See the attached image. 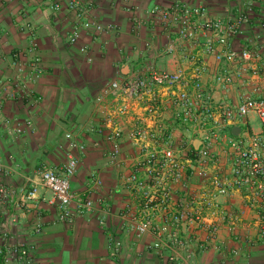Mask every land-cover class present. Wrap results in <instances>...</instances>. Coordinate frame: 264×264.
<instances>
[{"label":"crops","instance_id":"1","mask_svg":"<svg viewBox=\"0 0 264 264\" xmlns=\"http://www.w3.org/2000/svg\"><path fill=\"white\" fill-rule=\"evenodd\" d=\"M68 2L0 0V82L6 84L14 74V53H21L24 59L31 57L29 50L33 40L37 43L43 66L41 76L28 83L33 96L3 102L0 166L10 172L0 173V187L15 191L16 196L0 199V239L32 246L37 264H170L167 252L163 258H158L147 250L153 236L138 237L130 219L122 216L127 205L133 202L125 181L133 170L132 158L137 156L138 150L129 139H123L118 163L112 164L108 157L112 146L108 139L110 129L97 132L104 127L106 114L121 103L130 104L133 112L116 118V123L125 132L139 124L144 117L142 107L147 97L138 103L129 93L112 91L102 104L97 100L106 85L115 80L123 82L149 64L171 72L184 68L189 74L192 67L181 59L179 53L182 51L197 54L205 66L202 85L216 109L237 106L245 98H264V78L260 75L245 73L228 87L218 84L217 77L228 69H236L237 64L218 62L214 56L203 53V44L209 37H201L197 47L185 43L176 53H169V44L178 42L175 29L163 25L133 28L134 17L145 19L148 10L155 5L167 7L175 2L204 7L211 18L233 19L247 13L250 20L241 34L231 40L227 48L219 45L217 48L264 53V0H94L90 20L119 28L118 32L100 35L83 28L67 9ZM55 4L60 6L58 11L53 9ZM24 23H29L31 28L22 30ZM75 30L80 36L72 44L69 39ZM83 46L88 48L86 54L80 51ZM89 56L93 59L91 63ZM153 92L166 96L160 88ZM38 98L41 100L37 101ZM176 113L171 109L165 114L166 124L174 130L175 143L192 140L197 147L201 135L182 123ZM7 119L22 125L30 121L32 128L23 126L24 132L16 136L4 123ZM237 127L240 132L234 136L232 132ZM260 131L259 118L250 114L229 127L224 135L247 140ZM67 134L85 147L77 153L78 166L71 179V192L76 196H87L94 202V209L83 214L73 206L74 218L70 223L59 219V205L39 176L44 169L61 171L67 163L70 153ZM230 152L224 140L218 141L212 150L219 169L226 176H230ZM94 177L101 179V187L93 185ZM199 183L197 173L189 171L186 185L174 188L176 201L195 191ZM33 186L37 188L36 198L30 201L22 189ZM221 203L228 214L240 217L236 231L231 232L223 226L219 249L210 246L207 250L202 248L206 243V232L190 234V264H264V238L259 235L257 223L264 201H258L255 206L244 194L235 192L223 197ZM38 223L42 225L40 233L35 230ZM117 241L122 244L119 251H115ZM234 249L239 251L237 256L231 254Z\"/></svg>","mask_w":264,"mask_h":264},{"label":"built area","instance_id":"2","mask_svg":"<svg viewBox=\"0 0 264 264\" xmlns=\"http://www.w3.org/2000/svg\"><path fill=\"white\" fill-rule=\"evenodd\" d=\"M93 1L69 0L67 9L85 30L93 31L96 35L118 32L117 25H101L90 20ZM53 9L58 11L60 6L55 4ZM249 20L247 13L233 19L211 18L204 7L175 2L167 7L155 5L148 10L145 19L134 17L133 28L138 30L147 25H163L167 29H175L178 42L169 44V53H176L185 43L197 47L201 37H209L203 44V53L214 56L218 62L237 64L236 69H228L216 79L218 84L228 87L245 73L264 78V53L249 49L236 52L217 48V45L227 48L231 40L241 34ZM30 28L29 23L22 25L24 31ZM79 36L80 33L75 30L70 36V43H76ZM212 36L216 38L215 41ZM87 50L85 46L80 49L84 54ZM37 51V43L33 40L29 59L22 58L21 53L13 54L14 74L6 84L0 82V115L4 100L33 96L28 83L37 80L43 73L42 61ZM179 54L181 59L191 65L189 74L184 68L171 72L149 64L123 82L115 80L106 85L103 95L97 100L99 104L112 91L129 93L138 103L147 97L142 107L144 117L139 120V124L125 132L115 119L132 114L133 108L128 103H121L113 112L106 114L105 125L97 132L102 133L104 128L110 129L108 139L112 146L108 157L112 164L118 163L123 139H129L138 150L137 156L132 158L133 170L125 181L133 202L127 205L122 216L130 219L138 237L146 234L153 236V242L147 247L148 251L155 253L158 258H163L167 252L170 264H190V234L206 232V243L202 248L207 250L212 246L219 249L222 227L227 226L231 232L237 229L240 217L224 210L221 203L223 197L240 192L255 206L258 201H264V98H245L237 106L216 109L202 85L206 69L199 56L187 51ZM92 61L89 56L88 62ZM155 88L166 92V96L155 94ZM40 100L41 98L37 99ZM171 109L176 110V117L182 123L201 135L197 147L192 140L189 143H175L174 130L166 124L165 119V114ZM250 114L259 118L260 133L247 140L224 135L229 127ZM4 123L16 136L24 132V127L32 128L30 121L22 125L13 124L7 119ZM66 138L70 141L67 163L61 171L44 169L39 176L42 185L52 192L59 205V219L70 223L74 218L73 206L79 214H83L94 209V202L87 196H76L71 192V179L78 166L77 153L84 151L85 147L73 140L71 134H67ZM220 140H224L231 151L230 176L222 173L212 154L214 146ZM189 171L197 173L199 186L186 198L176 201L174 188L186 185ZM9 172L10 169L0 166V173L5 175ZM92 183L96 187L102 186L99 178L94 177ZM22 192L27 200L34 201L37 188H24ZM15 196V191L0 187V199H13ZM13 222H16V218H13ZM257 223L259 235L264 238V206L260 207ZM35 230L40 233L42 225L36 224ZM121 246V242L117 241L115 251H119ZM231 254L237 256L239 251L231 250ZM0 264H37L33 247L27 243H10L0 239Z\"/></svg>","mask_w":264,"mask_h":264},{"label":"water","instance_id":"3","mask_svg":"<svg viewBox=\"0 0 264 264\" xmlns=\"http://www.w3.org/2000/svg\"><path fill=\"white\" fill-rule=\"evenodd\" d=\"M239 132H240V128H235L234 130H233V132H232V134L234 135V136H238L239 135Z\"/></svg>","mask_w":264,"mask_h":264},{"label":"rangeland","instance_id":"4","mask_svg":"<svg viewBox=\"0 0 264 264\" xmlns=\"http://www.w3.org/2000/svg\"><path fill=\"white\" fill-rule=\"evenodd\" d=\"M253 116V115H252ZM241 129H242V131L244 130V128L243 127H241Z\"/></svg>","mask_w":264,"mask_h":264},{"label":"trees","instance_id":"5","mask_svg":"<svg viewBox=\"0 0 264 264\" xmlns=\"http://www.w3.org/2000/svg\"><path fill=\"white\" fill-rule=\"evenodd\" d=\"M233 136V135H232Z\"/></svg>","mask_w":264,"mask_h":264}]
</instances>
